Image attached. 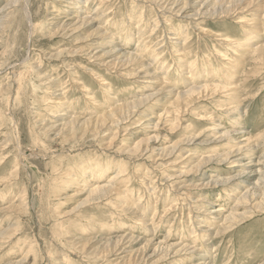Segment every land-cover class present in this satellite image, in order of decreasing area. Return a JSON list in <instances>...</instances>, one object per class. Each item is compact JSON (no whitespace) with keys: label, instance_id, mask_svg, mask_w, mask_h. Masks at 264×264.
<instances>
[{"label":"rangeland","instance_id":"rangeland-1","mask_svg":"<svg viewBox=\"0 0 264 264\" xmlns=\"http://www.w3.org/2000/svg\"><path fill=\"white\" fill-rule=\"evenodd\" d=\"M183 1L176 16L164 0H29L27 43L24 0H0V264H264V51L221 41L264 50V23H241L264 0L213 19L210 0ZM74 16L77 31L58 30ZM113 105L119 124L95 129Z\"/></svg>","mask_w":264,"mask_h":264},{"label":"bare ground","instance_id":"bare-ground-1","mask_svg":"<svg viewBox=\"0 0 264 264\" xmlns=\"http://www.w3.org/2000/svg\"><path fill=\"white\" fill-rule=\"evenodd\" d=\"M256 1H259V0H215V1H211L210 0V1H208V2H211L212 4L211 3H208L206 1L208 3V5L205 7L206 10L202 13V15L209 16L212 19L214 17L217 18V17H221L223 15L228 16V15H231L232 13H236L237 10H244L245 8L250 7ZM180 2H181V0H175V1H171V0H166L165 1L164 0V2H161L158 5H159V8L161 10H164L165 9V10H167L170 13H172L171 11H173L174 15L176 14V16H178L179 15V12L183 11L185 9V5H186V3H185V5L183 4L181 7L178 8V5L180 4ZM183 2H185V0ZM30 7L31 6L29 5V0H24V5L22 6V9H21V14H22V21H24L23 24H22V27L23 28H26L28 30L27 33H26L27 34V37H26L27 43H30V41L32 40V37H33V36H31L33 34V31L35 30L36 27L39 26V25L37 26V24H36L35 21H33L32 14H31L32 13V10H31L32 7L31 8ZM177 8H178V10H176ZM57 12L60 13L61 11L60 12L57 11ZM59 15H57V16H59ZM61 15H62V12H61ZM197 15H199V13H197ZM66 17L67 16H65L64 18H66ZM76 17L74 19H62L61 21H58L55 25H57L58 30H61V31L62 30H66V29H69L70 32L77 31V29L79 28V26H77L76 24H77L78 21H81L82 19L80 20L79 18H76ZM242 19L243 20L241 21V23L244 24V25H249V26H252V27L255 28L259 24L260 27H261L262 22L264 23V14L260 18H258L256 20H252L253 22L251 20L247 21V20H245V18H242ZM82 22H84V20H82ZM18 27H20V26H18ZM97 34H100L99 33V28H97V30H95L92 33L91 36H95ZM100 36H102V37L104 36L105 37L104 34H102ZM256 36L257 35L255 34V37ZM221 41H222V43H228L229 45H234L235 46L234 48L235 49H239L238 51L241 54L248 55L252 59H256L257 56H258V54L261 53L262 51H264V50H261V49H258V48H252V46L248 42H244V41L241 42L240 40H230L227 36H223V38H222ZM102 53L103 54L100 55L102 57H105L107 55H112V56L116 55L117 56L116 57V61L117 62H120L122 58H125L124 61L127 64L135 63L136 61L140 62V60L138 59L137 56L134 57L132 54H127L126 52H118L117 50L114 51L113 49H111L110 51H106V52L102 51ZM180 56H181V54L178 55V57H180ZM96 57H99V56H96ZM27 60H28V57H27ZM223 60L228 61L227 58H224ZM231 64L232 65L230 67H225L224 70H223V72L229 73V76L228 77H231L232 76V73H233L232 69L237 68V66H236V64H234V62H232ZM39 66L40 65L38 64V65H36V67H34V69L33 68L32 69L30 68V70H32V72L38 71L40 69ZM115 66H116V64H115ZM145 73H146V76L150 75V72H145ZM136 74H137V72L134 73V74H132V75H136ZM190 74H192V75L195 74V77L198 76L197 75L198 74L197 72L190 71ZM46 81H47V79H46ZM226 84H227V82L225 81L224 83H222L221 87L211 86L210 88L209 87H206V86L205 87H202V86H197V85L191 86V88L188 89V91L185 93L184 97H181V98H184L185 99L186 97H191V96L195 95V93H197V92H202L203 89L204 90H207V91H212L213 93L221 92V91H225V90L232 92L234 89H231L230 88V85L227 86V87H225ZM181 98L178 96L176 102L178 103ZM192 101H194V100L192 99V100H189V101H186V102L191 103ZM138 103H139L138 105H140L141 103H143V101H140V102L138 101ZM113 106H115V107L113 108V111L111 110L108 113L107 119H104L103 115H101V117L98 116L99 119L98 120L96 119V121H95L96 123L94 125V128L95 129L96 128H100V127H104V125L106 124V122H110V123L112 122L113 124H117V125L119 124L120 121H117V120L112 121L111 119L115 115L119 114V113H117V111L121 107L120 106H117V105H113ZM176 108H178L179 110H181V105L180 104H177ZM100 113H101V111H100ZM82 119H84V118H82ZM173 119H177L175 114L173 115ZM91 120L92 119H84L81 122V126L79 128H83V132L84 133H86L87 131H89L87 128H88V125L91 123L90 122ZM70 123H71L72 126L74 125V127H72V130L73 131L76 129V127L79 124L76 118L71 119L69 121V124ZM225 135H228V133L226 132ZM17 142H18V139H17ZM245 148H247V149L250 150L252 147H250V144H243V145H241V147L239 149H237V152L240 153L241 150L242 149H245ZM17 152H18V146H17ZM201 162H204L203 159L201 160ZM247 167L249 168L250 166H247ZM257 171H258V174L260 173L261 176H264V170H262L261 168H259ZM110 182H113V180L110 181ZM110 192H112L111 188L108 187V185H102V184H96L90 190L91 195H94L96 197L97 194H98V197H100V198L107 197L110 194ZM20 195H22V193ZM246 198H247V193H244V194H242V198L240 200L243 201ZM260 210H264V208L260 207ZM226 222L227 221L224 220V224H226ZM121 239H122V241H126V239H124V238L118 239L116 241L115 248L118 247V249H120ZM133 240H134V238L132 236H130L129 239H128L129 242H132ZM173 248H174V246L172 244L168 245V243L163 242L162 245H159V246L157 245L156 246V248L154 249V252H156V250L157 251H161V252H163L162 258H167L172 253ZM190 248H191V250L195 251L194 248H192V247H190ZM107 249H109V248H107ZM182 250H184V247L176 250V252L178 253V252H180ZM131 256L134 257L133 254H131ZM143 258H144V254L142 255L141 259H143Z\"/></svg>","mask_w":264,"mask_h":264}]
</instances>
